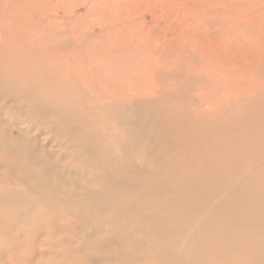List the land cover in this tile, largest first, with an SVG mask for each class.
Returning a JSON list of instances; mask_svg holds the SVG:
<instances>
[{
	"label": "bare ground",
	"instance_id": "1",
	"mask_svg": "<svg viewBox=\"0 0 264 264\" xmlns=\"http://www.w3.org/2000/svg\"><path fill=\"white\" fill-rule=\"evenodd\" d=\"M66 1L37 0L26 12L0 0L2 40L25 20L65 33L82 19ZM195 1L213 13L209 0ZM220 1L217 16L243 14L222 19L220 36L181 33L182 21L164 32L141 21L116 27L146 81L123 56L105 76L128 75L151 97L131 99L130 119L103 104L101 118L118 117L109 129L84 126L100 118L69 82L82 73L0 62V264H264V0ZM196 55L222 97L262 83L220 107L203 90L158 91L163 66L176 61L165 73L174 76Z\"/></svg>",
	"mask_w": 264,
	"mask_h": 264
},
{
	"label": "rangeland",
	"instance_id": "2",
	"mask_svg": "<svg viewBox=\"0 0 264 264\" xmlns=\"http://www.w3.org/2000/svg\"><path fill=\"white\" fill-rule=\"evenodd\" d=\"M28 1L31 2L32 0H16L17 4L24 8L26 12H30L32 4L37 0H33L31 3ZM127 1L128 0H125V2L124 0H107V2L106 0L66 1L67 4H64L65 6L71 7L73 5L71 14L79 16L80 19H82L76 25H66L65 33L59 35L55 34L53 30L49 28H44L42 25H36L35 23L32 24L25 20L24 24H22L23 27H20L17 31H14V29L18 26L15 28L11 27L13 31L6 30V41L5 39L2 40V37L0 36V62L9 68L14 65L26 64L31 65L32 67L35 66L36 69L40 70H43L44 68L54 69L55 67L56 69L64 67L65 69H68V71L70 69L72 73L73 71L76 73H82L81 79L70 77L69 82L73 84L77 83L84 88L83 92L77 95V98L90 105H94V107L98 106V110H96L94 114L100 118V120L97 121V124L88 123V125L85 124L84 126L86 129H100V126L103 128L108 127L109 129L111 128L110 126L117 121L118 117L114 118V116H107L101 118L100 116L104 115L103 111L105 112L104 109H101L103 104L109 105L108 107L111 105L109 109L122 114L120 116L121 118L130 119L133 117L131 111L133 102L131 99H137L138 101L142 98L147 99L151 97L150 95H145L143 93L145 88H141L140 85L130 84L128 75H121L119 77L114 75L110 77L105 76V69H107V67L115 69L121 60L118 57L123 56L126 57L125 59L127 60V65L129 67L128 70L132 72L137 71L139 82L146 81L145 78L141 79V70L139 69L141 63L138 65L135 61L137 53L133 50L124 48L121 46L122 44L119 43L120 31L117 30L116 27L124 25L123 21H127L129 25H131L132 21H141L146 29H150L151 31L159 30L162 32L169 31L171 28L175 29L176 23L182 21L183 23H180L178 28V31L181 33H186L190 30L193 35H197L201 32L199 30L204 27V29H212L214 33H217L220 36V31L223 29L219 24H224V22H221L222 19L224 21L229 16L232 19L243 18V14H240L237 10L239 6L235 9H231L230 6V15H228V13H223L222 15L217 16L214 10L216 7L222 6L223 2L220 0H209V4L211 8H213V13H211V15H204L207 6L206 3L196 2L195 0H129L131 5H126L125 3ZM163 17H165V19ZM210 17H214L213 20H211ZM116 19L117 23L115 21ZM34 20L36 21V18H34ZM4 26V21L0 19V32L5 28ZM32 27L33 29H31ZM75 27L78 28L76 29ZM193 35L190 37H194ZM174 37L175 36L171 37V39ZM178 39L180 38H174V40ZM22 54L25 55L22 56ZM128 56H131V58ZM185 60L183 65L179 66L177 70L180 72L174 76L165 73L173 71L176 61L170 60L166 66L161 68L165 73L161 72V75H159L160 77L157 75L155 79H153L154 83L159 84L158 91L164 93L166 91L175 90V88L176 90H180V87H183V92L187 93L188 96H192L203 90L205 98L211 99V105L213 104L215 107H220L227 102L231 103L242 95L251 93L255 88L253 87L255 84L262 83H255L253 80H247L245 84L239 85L233 89L228 96L222 97L220 95V90L222 88L221 83L217 84V82L208 80L201 75L206 62L198 55L193 58L186 57ZM134 65H138L137 67L139 68H136ZM86 70H89V72L84 73ZM179 73L181 74L180 76H178ZM191 74L195 76L192 80L189 78ZM134 80L137 81L135 77ZM152 85L150 87L151 91L154 86ZM143 94L145 95L144 97H142ZM166 102V100H161V103L163 104ZM206 107H209V105L206 104ZM5 117L12 121L17 119L16 116L11 114H5ZM98 124H100V126H98ZM13 133L14 135H17L19 133L18 129L14 128Z\"/></svg>",
	"mask_w": 264,
	"mask_h": 264
}]
</instances>
